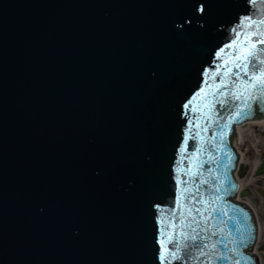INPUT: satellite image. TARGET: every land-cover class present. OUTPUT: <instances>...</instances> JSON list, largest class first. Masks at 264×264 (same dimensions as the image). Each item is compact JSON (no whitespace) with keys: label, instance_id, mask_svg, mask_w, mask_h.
I'll use <instances>...</instances> for the list:
<instances>
[{"label":"water","instance_id":"1","mask_svg":"<svg viewBox=\"0 0 264 264\" xmlns=\"http://www.w3.org/2000/svg\"><path fill=\"white\" fill-rule=\"evenodd\" d=\"M261 15V0H0V264H160L184 105L233 29ZM262 120L254 103L226 140L236 188L224 202L249 217L247 264H261L259 220L236 143ZM197 147L188 140L185 168Z\"/></svg>","mask_w":264,"mask_h":264},{"label":"snow or ice","instance_id":"2","mask_svg":"<svg viewBox=\"0 0 264 264\" xmlns=\"http://www.w3.org/2000/svg\"><path fill=\"white\" fill-rule=\"evenodd\" d=\"M198 11H204L202 5ZM233 32L231 43L216 53V70L205 73V86L184 105L189 134L180 149L175 208L160 219V264H247L249 259L241 252L253 239L249 217L224 202L236 188L229 176L234 156L226 140L231 126L250 116L254 103L264 104V15L245 17ZM210 128L214 134L207 137ZM190 139H197L199 147L185 168ZM205 164L214 166L207 176Z\"/></svg>","mask_w":264,"mask_h":264},{"label":"rangeland","instance_id":"3","mask_svg":"<svg viewBox=\"0 0 264 264\" xmlns=\"http://www.w3.org/2000/svg\"><path fill=\"white\" fill-rule=\"evenodd\" d=\"M241 143L238 142L240 151L246 157L243 160L242 176L239 181L243 191H248V196L241 199L249 203L257 213L259 220V241L256 246V253L262 258L264 264V175L256 176L257 169H254L255 161H259L257 168L264 164V128L253 130L244 128ZM252 130V131H251Z\"/></svg>","mask_w":264,"mask_h":264},{"label":"bare ground","instance_id":"4","mask_svg":"<svg viewBox=\"0 0 264 264\" xmlns=\"http://www.w3.org/2000/svg\"><path fill=\"white\" fill-rule=\"evenodd\" d=\"M245 127H247V126H243V127H240L239 128V139L243 138V134H244V130H245L244 128ZM248 128L253 129V130H256V132H257L258 129L264 128V120H262L260 122H257V123L252 122V123H250L248 125ZM241 154H242V160H244V158L246 157V155H245V153L243 151H241ZM259 163L260 162L258 160L255 161V163H254V169H257V167L260 166Z\"/></svg>","mask_w":264,"mask_h":264}]
</instances>
